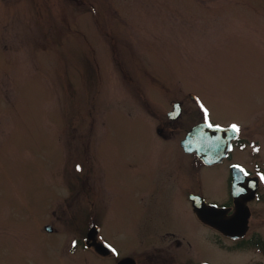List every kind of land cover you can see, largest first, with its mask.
<instances>
[{
    "label": "rangeland",
    "instance_id": "rangeland-1",
    "mask_svg": "<svg viewBox=\"0 0 264 264\" xmlns=\"http://www.w3.org/2000/svg\"><path fill=\"white\" fill-rule=\"evenodd\" d=\"M205 109L212 124L238 126L247 144L227 163L263 184L264 0H0V264H110L84 246L90 222L120 253L152 250L157 167L190 160L179 139ZM227 163L176 178L223 203ZM258 193L236 243L177 198L174 262L264 264V184Z\"/></svg>",
    "mask_w": 264,
    "mask_h": 264
},
{
    "label": "flooded vegetation",
    "instance_id": "flooded-vegetation-1",
    "mask_svg": "<svg viewBox=\"0 0 264 264\" xmlns=\"http://www.w3.org/2000/svg\"><path fill=\"white\" fill-rule=\"evenodd\" d=\"M180 112H181V110H180ZM180 112H179V114H180ZM173 113L174 112L167 113V116L165 119L167 123H165L166 125L164 127H167V129H169V130L173 129L172 123H174V121H175V119H173L174 116H172ZM160 129H163V128L159 127V128H157V131L159 132L160 135H163V137H166L167 135H171L173 133L171 131L168 133H165V132H162ZM184 134H185V131H184ZM184 134H183V136H184ZM173 139L174 138H171L172 141H175ZM179 142H180V139H179ZM178 145H179V143H178ZM240 145H241V142H239L237 144V148L238 147L240 148ZM179 147H180V145H179ZM180 149L183 153H185L181 147H180ZM185 154H187V153H185ZM189 156H190V158H189L190 160L186 164L181 165L179 167V169H177L175 167V169L169 168V169H173V170H166L167 168H165L164 165H159L157 167L158 172H159L158 173L159 180H158L156 186L154 188H152L154 192H157V198L154 201V197H155L154 196L152 198V200L149 201V204L153 206V210L156 207V209H157L156 211L158 212V215H159L158 222H160V225H159V223L156 222L155 226H154L155 240L159 244L154 245V248L152 250H146V251L142 252L140 254L141 258L137 259L136 257L133 258V257H131L125 253H120L118 251V249L113 244H111L109 241L105 240V243L108 245V252H105L104 254L101 253V255H104L106 258H108L107 260H110V264H189L188 261H190V260H188L187 257L181 259V261H179L177 263L174 262L175 247L180 246L182 243V240L180 238H174L173 237L174 236V230H172L171 228H174L173 222H174V219H176V217L174 215L173 204L178 203V202H175V200L178 198L180 203L182 202L183 204L186 205L187 208H189L190 213L192 214L193 217H195L196 221L199 224L207 227L208 225L203 224L204 222L202 223L201 220H199L197 218V216L194 214L193 206H192V195L193 194H199L203 197H204V195L201 193L202 191L199 188H197V187L193 188L192 184H189V185L183 184L179 180L180 177L176 178V171L183 172L181 177L183 176L184 178H187L189 181H191V173L193 171L192 170L193 167L203 168V167H210V166L217 165V164H205L202 162H201V164H197V163L194 164L192 162L193 161L192 153H189ZM230 158H231V156H230ZM232 162H238V163L242 164L244 166L246 174L249 178L245 177L242 174H238V172L233 173L232 165H231ZM224 172H225V174H224L225 175V181L224 182L227 185V198H226L225 202L216 203L213 201H208L205 197L204 198L207 202H213V203H216L217 205L229 208L227 210V213H226V215L228 216V215H231L232 212L234 211L235 200L240 202V201H242V198H248L251 195V193H252L251 187H253L255 184L253 176L257 175V173L256 174L253 173L251 170H249L244 165V163H242L239 160H236V158H235V160L228 162ZM235 177L238 178L239 181H238V183H236L235 196H234V194L232 192V180ZM138 186L139 187H138V189H136L135 194L139 190L149 189V188L140 187V185H138ZM260 187H261V185L258 186L256 196L254 198H252L251 200L248 198V200L246 202L248 205V211H249L248 220L251 218V211H250L249 206L251 205L252 201H254L256 199V197L259 196L260 193H258V191H259ZM166 188H169L171 190V192H173V194H166L165 193V195L169 196L168 199H166L164 197L162 198V193L164 192L163 189H166ZM163 199L165 201H170V203L169 204H163L162 203ZM138 201H139V198H138ZM145 202L146 201H139V215H140L139 220H143L144 218H146L147 217L146 213L151 211L148 208L143 207L141 205V204H145ZM147 205H148V203H147ZM169 213L171 214V223L165 222V215L169 214ZM226 215L221 214L220 218H225ZM211 216L217 217L216 215H211ZM147 220H148V218H147ZM97 225L99 226V224H97ZM248 226H249V221H248ZM99 230H100V227H99ZM213 231L216 234H220L219 232H217L214 229H213ZM219 236L222 237L224 235L220 234ZM224 237L230 241H233V242L235 241V243L237 241L242 240V239H231L230 237H226V236H224ZM244 238L245 237H243V239ZM162 241L163 242L165 241V242L161 245ZM109 245H111V247H109ZM113 248L116 250L115 252H113V250H112ZM126 257L132 258L133 261H127V262L123 261ZM191 262H197V261H191Z\"/></svg>",
    "mask_w": 264,
    "mask_h": 264
},
{
    "label": "water",
    "instance_id": "water-1",
    "mask_svg": "<svg viewBox=\"0 0 264 264\" xmlns=\"http://www.w3.org/2000/svg\"><path fill=\"white\" fill-rule=\"evenodd\" d=\"M227 132V129L221 128V127H210L209 124H197L194 127H192L190 129V131H188V133L186 134L185 138L182 140L181 144L183 145L184 149L187 151H194L196 152L205 162L211 163V162H215L217 160H219L222 155L224 150V147L222 149H218L217 147L214 148V156H216V158L211 159L206 157V155L204 153H207L206 149L204 147H207L208 145L211 146V152L213 151V142L216 139H221L220 136L221 134ZM235 181H233V188H235ZM199 201L200 199L197 198ZM242 204L241 203H235V214L230 216L229 218H224V219H220V220H209L207 218H203L205 221H208L210 223H212L213 225H215L217 228H219L221 231H223L226 234L229 235H233V236H238V235H242L246 229V227H244V229H240L243 224H245L246 219H247V213H244V209L246 207L245 205V200H242ZM210 208H213L214 206L209 205ZM209 207H206V209H209ZM221 212L222 209L225 208H220ZM197 213L200 214L199 210H197ZM212 213H216L214 210H212ZM242 216V222L239 225V217ZM231 218V219H230ZM47 229H50V227L46 226ZM96 228H92L87 236L89 238H93V236L96 233ZM96 248L101 251L102 253L106 252V246L104 244H98L96 245Z\"/></svg>",
    "mask_w": 264,
    "mask_h": 264
},
{
    "label": "snow or ice",
    "instance_id": "snow-or-ice-1",
    "mask_svg": "<svg viewBox=\"0 0 264 264\" xmlns=\"http://www.w3.org/2000/svg\"><path fill=\"white\" fill-rule=\"evenodd\" d=\"M205 119H206V121H207V110L205 109ZM209 126L210 127H216V128H218V127H220L219 125H212V124H209ZM231 127L232 128H234V129H236L238 126L236 125V124H233V125H231ZM80 166L79 165H77V168H79ZM73 243H75V241H73ZM109 247H111V245H109ZM113 250V252H115L116 250L113 248L112 249Z\"/></svg>",
    "mask_w": 264,
    "mask_h": 264
}]
</instances>
